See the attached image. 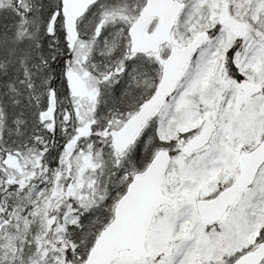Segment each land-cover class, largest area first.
I'll return each instance as SVG.
<instances>
[{
  "label": "snow or ice",
  "instance_id": "1",
  "mask_svg": "<svg viewBox=\"0 0 264 264\" xmlns=\"http://www.w3.org/2000/svg\"><path fill=\"white\" fill-rule=\"evenodd\" d=\"M0 264H264V0H0Z\"/></svg>",
  "mask_w": 264,
  "mask_h": 264
}]
</instances>
